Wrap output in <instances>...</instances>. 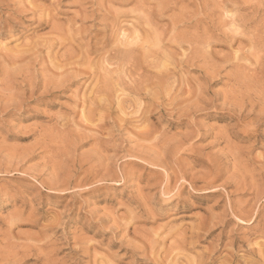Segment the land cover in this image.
Listing matches in <instances>:
<instances>
[{
  "label": "rangeland",
  "instance_id": "obj_1",
  "mask_svg": "<svg viewBox=\"0 0 264 264\" xmlns=\"http://www.w3.org/2000/svg\"><path fill=\"white\" fill-rule=\"evenodd\" d=\"M137 2L0 0V22H6L3 27L0 23V264H157L142 249H135L145 244L141 236L153 229L156 234L164 229L157 234L159 238L167 232L187 233L188 238L190 231L196 235L192 240L197 244L192 243V251L185 254L188 259L211 255L216 258L213 264H222L230 258L229 248H223L229 242L233 256L245 259L244 264H257L264 258V254H245L256 242L264 243V194L256 198L249 189L253 181H264L251 160L264 152V147L258 148L264 146V0ZM123 31L132 32L126 39H133V60L147 71L143 90L133 86L134 76H122V68L117 74L121 81L114 82V73L112 78L106 74V79L97 54L84 56L85 46L99 48L104 35L108 41L104 50L119 47ZM48 41L54 42L51 49L44 44ZM70 48L75 49L73 55L78 53L85 60L91 56L90 60L75 57L67 62L66 49ZM80 61L83 65H76ZM66 63L76 65L69 69L92 72L99 67L98 75L90 79L82 70L77 78L67 74L61 80L59 71ZM102 81H112L110 89L97 94ZM152 82L162 84L159 88ZM114 84L119 85L113 88ZM150 84V92L155 90L152 95ZM138 93L142 100L149 96L141 103L148 115L152 113L150 125L136 123L135 109L127 107V101L134 103ZM87 99L99 102L91 106L97 105L91 117L85 113ZM122 112L127 113L125 117ZM143 126L155 129L156 137L147 136L149 141L155 138L151 139L154 144L139 139ZM255 140L259 145L248 151ZM210 166L221 171V178L206 185ZM92 167L98 171L91 177ZM182 173L184 179L179 177ZM242 178L246 185L236 190L234 181ZM68 180L71 185L63 191L61 182L68 184ZM225 182L231 186H224ZM236 201L246 210L252 207L255 215L246 220L234 218L228 204ZM175 255L178 264H185Z\"/></svg>",
  "mask_w": 264,
  "mask_h": 264
},
{
  "label": "bare ground",
  "instance_id": "obj_2",
  "mask_svg": "<svg viewBox=\"0 0 264 264\" xmlns=\"http://www.w3.org/2000/svg\"><path fill=\"white\" fill-rule=\"evenodd\" d=\"M23 1V0H22ZM54 1V0H53ZM55 1H57V0H55ZM101 1V0H100ZM120 1V0H119ZM128 1H130V0H128ZM29 2V1H28ZM33 2V1H32ZM31 2V3H32ZM115 2V1H114ZM126 2V1H125ZM135 2H137V0H135ZM140 2V1H139ZM21 3V2H20ZM120 3H122V2H120ZM127 3V2H126ZM131 3V2H130ZM138 3V2H137ZM19 4V3H18ZM24 4V3H23ZM124 5V4H123ZM0 6H1V4H0ZM29 6H30V4H29ZM37 6V5H36ZM39 6V5H38ZM56 6H57V4H56ZM102 6V5H101ZM4 7V6H3ZM23 7H24V5H23ZM28 7V6H27ZM32 7H34V6H32ZM43 7V6H42ZM18 8V7H17ZM26 8V7H25ZM49 8V7H48ZM56 8V7H55ZM35 9H38V8H35ZM140 9H141V7H140ZM31 10V9H30ZM39 10V9H38ZM23 11V10H22ZM34 10H32V12H33ZM50 11V10H49ZM35 12V11H34ZM106 12H107V10H106ZM146 12V11H145ZM136 13V12H135ZM134 13V14H135ZM159 13V12H158ZM8 14V13H7ZM6 14V15H7ZM41 14H43V13H41ZM104 14V13H103ZM108 14V13H107ZM147 14V13H146ZM153 14V13H152ZM161 14V13H160ZM49 15V14H48ZM51 16L53 15V14H50ZM100 15V14H99ZM106 15V14H105ZM111 17H113V15L112 14H109ZM162 15V14H161ZM130 16V15H129ZM158 16V15H157ZM156 16V17H157ZM160 16V15H159ZM9 17V16H8ZM119 17V16H118ZM127 17V16H126ZM161 17V16H160ZM40 18V17H39ZM124 18V17H123ZM149 18H150V16H149ZM152 18V17H151ZM151 18H150V20H151ZM155 18V17H154ZM48 19V18H47ZM76 19V18H75ZM102 19H104V18H102ZM107 19V18H106ZM105 19V20H106ZM137 19V18H136ZM158 19V18H157ZM38 20V19H37ZM113 20H114V17H113ZM3 21V20H2ZM104 21V20H103ZM145 21H146V18H145ZM148 21V20H147ZM148 22H150V21H148ZM1 23V22H0ZM2 23H4V24H2ZM1 24H2V27H3V25H5V21L4 22H2ZM138 23H140V22H138ZM135 24V23H134ZM152 24H153V22H152ZM173 24V23H172ZM112 25V24H111ZM136 25V24H135ZM143 25V24H142ZM142 25H141V27H142ZM150 25H151V22H150ZM59 26V25H58ZM104 26H108V25H104ZM112 26H114V24L112 25ZM112 26H110V27H112ZM116 26V25H115ZM121 26H124V25H121ZM139 26V25H138ZM145 26H149V23L148 24H146L145 23ZM156 26V25H155ZM1 27V26H0ZM56 27V26H55ZM119 27H120V25H119ZM140 27V28H141ZM108 28L109 27H107V30H108ZM118 28V26H116V29ZM138 28V27H137ZM145 28V27H144ZM148 28V27H147ZM153 28H154V26H153ZM139 29V28H138ZM142 29V28H141ZM146 29V28H145ZM150 29V28H149ZM148 29V31H150ZM156 29V28H155ZM67 30V29H66ZM106 30V29H105ZM121 30H123L122 28H121ZM129 30H131V29H129ZM128 30V31H129ZM158 30V29H157ZM156 30V32L158 33V31ZM60 31V30H59ZM114 31V30H113ZM115 31H118V29L117 30H115ZM131 31H133V32H135L136 31V29H135V27H133V30H131ZM142 31V30H141ZM143 31H144V29H143ZM154 31V30H153ZM118 32H120V30L118 31ZM118 32H116V34L114 35V37L117 35V34H119ZM124 32L125 31H123L122 33H120L119 35H120V37H121V40H123V41H121L120 42V45H119V47L118 46H115L114 45V48L112 49L111 47H110V49L112 50V51H106V50H104V49H106V47H108L107 45H108V41L105 39V35L103 36V40L102 41H99V48H97V47H93L94 46V44H92L93 46H91V44L89 45H87V46H85V49H84V56L86 57H88V55H91V54H97V55H95L96 57H98V66L100 65V70H101V72L104 74V77L107 79V77H108V75L109 74H112V73H114V74H116V77L114 78V82H119V81H121V77L120 76H118L117 74L119 73L118 71H119V69L120 68H122L120 71L122 72V76H124L125 78H129L130 76H134L133 78V80H131V82H132V84H133V86L135 85L137 88H138V90L140 89V88H142L143 87V85L145 84V82L147 81V80H145V77H146V72L147 71H143V68H142V65H141V62H137V61H135V60H133V57H132V54H133V50L130 48V45L132 44V41H133V39L131 40V38L130 37H128L131 41H127V36H128V34H130V33H128V34H124ZM55 33H58V32H55ZM112 33V32H111ZM148 33H150V32H148ZM155 32H153V34H154ZM49 34V33H48ZM52 34H53V32L52 33H50V35H51V37H52ZM101 34V33H100ZM107 34V33H106ZM131 34H132V32H131ZM130 34V35H131ZM146 33H144V35H145ZM156 34V33H155ZM154 34V35H155ZM57 35V34H56ZM62 35V34H61ZM111 35V34H110ZM118 35V36H119ZM129 35V36H130ZM135 35V34H134ZM139 35V34H138ZM137 35V36H138ZM150 35V34H149ZM152 35V34H151ZM154 35H152V37L151 38H154ZM47 36V35H46ZM54 36V35H53ZM59 36V35H58ZM65 36V35H64ZM72 36H73V34H72ZM71 36V37H72ZM113 36V35H112ZM132 36H133V34H132ZM146 37H144L143 36V38H149L150 39V37H148V35H145ZM157 36V35H156ZM155 36V37H156ZM50 37V38H51ZM66 38V37H65ZM77 38V37H76ZM117 38V37H116ZM137 38H139V39H141L140 37H137ZM136 38V39H137ZM142 38V39H143ZM157 38V37H156ZM164 38H166L167 39V37H164ZM171 38V37H170ZM40 39V38H39ZM53 39V38H52ZM51 39V40H52ZM68 39H69V37H68ZM71 39V38H70ZM93 39H95V38H93ZM109 39V38H108ZM113 39V38H112ZM115 39V38H114ZM113 39V40H114ZM139 39H137V41L139 40ZM140 40V41H142L143 42V40ZM145 39V41H148V39L146 40ZM42 40V39H41ZM46 40V39H45ZM91 40V39H90ZM159 40V39H158ZM171 40V39H170ZM169 40V41H170ZM78 41V40H77ZM119 41V40H118ZM139 41V42H140ZM144 41V42H145ZM167 41H168V39H167ZM43 42V41H42ZM63 42H65L64 40H63ZM90 42H92V41H90ZM94 42V41H93ZM97 41L95 40V42L94 43H96ZM142 42H140V45L141 44H144V42L142 43ZM149 42V41H148ZM147 42V43H148ZM54 43V42H53ZM52 42H50V41H48V42H44V44L45 45H47V49H51L52 47H53V44ZM61 43V42H60ZM115 43H116V41H115ZM146 43V44H147ZM113 44V43H112ZM137 44V43H136ZM61 45V44H60ZM72 45V44H71ZM118 45V44H117ZM145 45V44H144ZM149 45V44H148ZM147 45V46H148ZM121 46L124 48V49H121ZM133 47H134V45H132ZM113 47V46H112ZM73 48H75L74 46H73ZM73 48H70L69 50L68 49H66L65 51H66V54H65V56L68 58V59H65V60H67V62H69L70 60H75L74 58L75 57H81V58H83L84 59V61H87L88 62V59L90 60V57L87 59V60H85L86 58L85 57H83V56H80L78 53L76 54V55H73V52H75L74 50L75 49H73ZM82 48V47H81ZM80 47L79 48H77L76 47V50L78 49V51H80V50H82ZM36 49V48H35ZM137 49V48H136ZM136 49H135V51H136ZM143 49V48H142ZM40 51V50H39ZM77 51V52H78ZM146 51V50H145ZM144 51V56H145V52ZM148 51V50H147ZM49 53V52H48ZM63 53V52H62ZM82 53V52H81ZM149 53V52H148ZM49 55V54H48ZM81 55H83V54H81ZM147 55V54H146ZM63 55H61V57H62ZM94 56V57H95ZM148 56V55H147ZM155 56H157V55H154V57ZM167 56H168V54H167ZM165 57V56H163V58L165 57L166 59L168 58V57ZM50 57V56H49ZM52 57V56H51ZM65 57V58H66ZM54 58V57H53ZM55 58H57V56H55ZM54 58V59H55ZM63 58V57H62ZM81 58H80V60H81ZM93 58V57H92ZM92 58H91V61H92ZM156 58V57H155ZM60 59V58H59ZM58 59V60H59ZM64 59V58H63ZM77 60H78V58H76ZM136 59V58H135ZM142 59V58H141ZM145 59V58H144ZM144 59H142L141 61H143ZM149 59V58H148ZM94 60V59H93ZM133 60V61H132ZM147 60V59H146ZM169 60V59H168ZM168 60H166V61H168ZM47 61V60H46ZM57 61V60H56ZM59 61H62L61 59L59 60ZM139 61H140V59H139ZM55 62V61H54ZM72 62V61H71ZM73 62H75V61H73ZM81 62V61H80ZM86 62V65H88L89 63H87ZM62 63H64L63 61H62ZM61 63V64H62ZM125 63H127L126 65H128V64H130V67H125ZM143 63V62H142ZM151 63V62H150ZM150 63H148V65L150 64ZM50 64V63H49ZM83 65V63L81 62L80 64H76V65H78V66H80V65ZM91 64V63H90ZM89 64V65H90ZM96 64V63H95ZM95 64H93V66L95 65ZM51 65V64H50ZM59 65H60V63H59ZM58 65V66H59ZM75 64L74 63H66V64H64L63 65V67L61 68V70L64 72V73H62L61 74V72L59 71V73L62 75H60L59 74V78H61V80L63 79L64 80V78H63V75H64V77L65 76H67V74L69 75L68 77H70V76H76L75 78H77V77H79L77 74H79V73H81V71L83 70V68L82 69H69V66H74ZM75 65V66H76ZM88 65V66H89ZM97 65V64H96ZM96 65H95V67H96ZM53 66H54V64H53ZM68 66V68L66 69V67ZM77 66V67H78ZM91 66V65H90ZM90 66H89V68H90ZM144 66V65H143ZM238 66V65H237ZM55 68H57L58 70H59V68H60V66H59V68L57 67V66H54ZM107 67H115L116 68V70L114 71H112L111 69L109 70ZM50 68H51V66H50ZM63 68H64V70H63ZM88 68V67H87ZM86 68V69H87ZM93 68V67H92ZM123 68H125V69H123ZM57 69H55V70H57ZM66 69V70H65ZM95 69V68H94ZM97 69H99V67H97ZM96 69V70H97ZM95 70V71H96ZM145 70V69H144ZM80 71V72H79ZM84 71V72H83ZM82 72L83 73H81V74H86V75H88L87 77H94L96 74L98 75V73H97V71H96V73H94V72H92V71H90V70H83ZM85 71H87V72H85ZM109 73V74H108ZM106 74H108V75H106ZM106 75V76H105ZM149 75V74H148ZM83 75H81V77H82ZM100 76V75H99ZM110 76H112V77H114V75L112 74V75H109V77ZM164 76V75H163ZM166 76V75H165ZM53 77H55V76H53ZM84 77H85V75H84ZM86 77V78H87ZM96 77V76H95ZM94 77V78H95ZM98 77V76H97ZM112 77H110V78H112ZM100 78V77H99ZM166 78V77H165ZM169 78V77H168ZM49 79V78H48ZM55 79V78H54ZM72 79V78H71ZM88 79V78H87ZM90 79H92V78H90ZM97 79V78H96ZM109 79V78H108ZM53 80V79H52ZM74 80V79H73ZM99 80V79H98ZM101 80V79H100ZM124 80V79H123ZM54 81V80H53ZM55 81H58V79L57 80H55ZM66 81H67V79H66ZM125 81V80H124ZM167 80H165V82H166ZM60 81H58V84H60L59 83ZM63 82V81H62ZM68 82V81H67ZM98 82V81H97ZM103 82V81H102ZM110 82V81H109ZM123 82V81H122ZM162 82V81H161ZM64 83V82H63ZM101 82H99L98 84H100ZM110 83H112V81L110 82ZM109 83V84H110ZM126 83V82H125ZM147 83V82H146ZM149 83V82H148ZM160 83V82H159ZM62 84V83H61ZM60 84V85H61ZM66 84V83H65ZM106 81H104L103 82V86L99 89L98 87H99V85H98V91H97V94H102L103 92H105V90L106 91H108L109 89H110V85H109ZM152 84V86H154L155 87V85L157 84H153V82L151 83ZM151 84L148 86V87H150L151 86ZM162 83H160V85H161ZM167 84H170L169 83V81H168V83ZM63 85V84H62ZM117 85H119V84H117ZM117 85H113V88H114V86H117ZM157 85H159V84H157ZM160 85H159V88H160ZM65 86V85H64ZM95 86H97V85H95ZM146 86H147V84H146ZM167 86V85H166ZM169 86V85H168ZM135 87V88H136ZM62 88V87H61ZM95 88V87H94ZM153 88V87H152ZM156 88H157V86H156ZM166 88V87H165ZM164 88V89H165ZM148 89V88H147ZM96 90V89H95ZM140 90H143V89H140ZM150 90H151V87L148 89V91L150 92ZM112 90H110V92H111ZM119 91V90H118ZM120 91H122V89H120ZM125 91V90H124ZM130 91V90H129ZM128 91V92H129ZM147 91V92H148ZM153 91V93H154V91L155 90H152ZM152 91L150 92L151 93V95H152ZM90 92H94V91H90ZM126 92V91H125ZM138 92H140V91H138ZM143 92V91H142ZM141 92V93H142ZM157 92V91H156ZM156 92H155V94H156ZM233 92V91H232ZM241 92V91H240ZM95 93V92H94ZM93 93V94H94ZM112 93H114V92H112ZM121 93H123V92H121ZM144 93H146L145 91H144ZM144 93H142V94H144ZM234 93V92H233ZM90 94V93H89ZM96 94V95H97ZM107 94V93H106ZM131 94V93H130ZM232 94V93H231ZM84 95V94H83ZM95 95V94H94ZM113 95V94H112ZM124 95V94H123ZM132 95H134V93L132 94ZM137 95V94H136ZM148 95V94H147ZM154 95V94H153ZM157 95V94H156ZM91 96V95H90ZM99 96V95H98ZM128 96V95H127ZM104 97H106V96H104ZM117 97V96H116ZM136 97V100H133V102L134 103H131V102H128L127 101V107L128 108H130V107H133V108H131V110L133 109L135 112H134V114H137V118L135 119V121H136V123H139V124H144V123H147V125H148V122H149V120H150V115L152 114H149L148 115V111L145 109H143V107H142V103H141V100L143 99L142 98V95L140 94V93H138V95L137 96H135ZM145 97V100H146V98L147 97H149V96H144ZM257 98L259 97V96H256ZM90 99H92L91 97H89ZM99 98H100V96H99ZM99 98H98V100H99ZM108 98V97H107ZM112 97H110L109 96V100L111 99ZM115 97H113V99H114ZM125 98V97H124ZM129 98V97H128ZM263 98V97H262ZM96 99V98H95ZM119 99V98H118ZM118 99H116V100H114V101H116V102H119V101H124V100H120L119 99V101H117ZM126 99V98H125ZM129 99H131V98H129ZM134 99V98H133ZM149 99V98H148ZM264 99V98H263ZM88 100V99H87ZM128 100V99H127ZM145 100H142V101H144V102H146ZM259 100V99H258ZM258 100H256V101H258ZM86 101V100H85ZM89 101V100H88ZM97 101V100H96ZM96 101H94V100H90L89 101V105L87 106V108H86V105H83V109L85 110V108H86V112L85 111H83V112H85V113H87V115H92L93 113H95L96 111H95V109H94V107L95 106H97V105H95L94 107H92L91 108V106H93L94 105V103L96 102ZM108 101V100H107ZM233 101V100H232ZM259 101H263V100H259ZM102 102H104V101H102ZM102 102H101V104H102ZM111 102H112V100H111ZM84 103V102H83ZM99 102L97 101L95 104H98ZM110 103V102H109ZM121 103H125V105H126V102H121ZM255 103V102H254ZM262 103H264V101L262 102ZM262 103H260L259 102V104H258V102H257V104H258V106L260 105V104H262ZM105 104V103H104ZM115 104V103H114ZM117 104V103H116ZM119 104H120V102H119ZM119 104H117V106L119 105ZM80 105V104H79ZM110 105H112L111 103H110ZM145 105V104H144ZM149 105V104H148ZM148 105H146V106H148ZM99 106V105H98ZM101 106H103V104L101 105ZM106 106H107V103H106ZM106 106L104 107V108H106ZM109 106V105H108ZM107 106V107H108ZM121 106V105H120ZM150 106V105H149ZM264 106V105H263ZM262 106V110L264 109V107ZM85 107V108H84ZM145 107V106H144ZM253 107V106H252ZM251 107V108H252ZM97 108V107H96ZM100 108V107H99ZM103 108V107H102ZM103 108V109H104ZM121 108H124V107H120V109ZM128 108H126L125 107V109L127 110ZM244 108V107H243ZM101 109V108H100ZM102 109V110H103ZM111 109H112V106H111ZM150 109H151V106H150ZM153 109V108H152ZM241 109V108H240ZM253 109V108H252ZM82 110V109H81ZM97 110V109H96ZM99 110V109H98ZM129 110V109H128ZM127 110V111H128ZM130 110V111H131ZM149 110V109H148ZM95 111V112H94ZM121 111H123L124 112V109L122 110L121 109ZM83 112H81L80 114H82ZM123 112H122V114H123ZM126 112V111H125ZM129 112V111H128ZM153 112V111H152ZM121 113V112H120ZM133 113V112H132ZM84 114V113H83ZM121 114V115H122ZM125 115L127 114V113H124ZM123 114V115H124ZM129 114V113H128ZM95 115V114H94ZM122 115V116H123ZM125 115H124V117H125ZM131 115V114H130ZM130 115H128V116H130ZM88 116V117H89ZM127 116V117H128ZM133 116V115H132ZM248 116H250V115H248ZM86 117V116H85ZM91 117V116H90ZM94 117V116H93ZM246 117V116H245ZM255 117V116H254ZM100 118V117H99ZM104 118V117H103ZM130 118V117H129ZM248 118V117H247ZM82 119H86V118H82ZM91 119V118H90ZM126 118H124V119H122L123 120V123L126 121L125 120ZM133 119V118H132ZM245 119V118H244ZM87 120V119H86ZM105 120V119H104ZM128 120V119H127ZM96 121V120H95ZM135 121H132V122H135ZM176 121V120H175ZM240 121V120H239ZM93 122V121H92ZM102 122V121H101ZM127 122V121H126ZM125 122V123H126ZM130 122H131V120H130ZM131 122V123H132ZM151 122V121H150ZM150 122H149V125H150ZM181 122V121H180ZM242 122V121H241ZM82 123H83V121H82ZM85 123V122H84ZM83 123V124H84ZM128 123L129 122H127L126 124H127V126H128ZM135 123V124H136ZM179 123V122H178ZM252 123V122H251ZM251 123H249V124H251ZM90 124V123H89ZM130 124V123H129ZM253 124V123H252ZM81 126V125H80ZM96 126V125H95ZM120 127H121V125H119ZM124 126H125V124H124ZM131 126V125H130ZM135 126H137V125H134V129H135ZM140 128V126H137V128ZM144 127V126H143ZM143 127L141 128V129H143ZM149 127V126H148ZM147 126L146 127H144L145 129H143V131L142 132H140V130H138L139 131V133L137 134L138 136H139V139L140 140H143V142H146V141H149V140H147V136L149 137V135H151V137H152V135H153V133H154V130H152L151 128H148ZM150 127H152V126H150ZM122 128V127H121ZM136 128V129H137ZM153 128V127H152ZM162 129H164V128H162ZM166 129V128H165ZM232 129V128H231ZM88 130H90V129H88ZM234 130V129H233ZM232 130V131H233ZM163 131V130H162ZM164 131H166V130H164ZM131 132V131H130ZM137 132V131H136ZM156 133V132H155ZM154 133V134H155ZM162 133V132H161ZM160 133V134H161ZM164 133V132H163ZM135 134V133H134ZM256 134V133H255ZM254 134V135H255ZM157 135H159V134H157ZM162 135V134H161ZM165 135V134H164ZM229 135H230V133H229ZM135 136H136V134H135ZM154 137H156L155 135H153ZM163 136V135H162ZM259 136V135H258ZM134 137V136H133ZM137 137V136H136ZM158 137V136H157ZM138 138V137H137ZM152 139V138H151ZM151 139H150V141L149 142H151ZM153 139H155V138H153ZM152 139V140H153ZM161 139V138H160ZM187 139V138H186ZM249 139V138H248ZM138 140V139H137ZM146 140V141H145ZM157 140V139H156ZM155 141V140H154ZM148 142V143H149ZM157 142V141H156ZM226 142V141H225ZM151 143H153V142H151ZM150 143V144H151ZM158 143V142H157ZM139 144V143H138ZM154 144V143H153ZM157 145V144H156ZM155 145V146H156ZM259 145V143H257V140H255V141H253L252 142V144L250 145V147L248 148V151H250L249 149H252L253 147H257ZM148 146H150V145H148ZM148 146H146L147 148H148ZM151 146H152V144H151ZM259 147H264V146H261V144L258 146V148ZM96 149H97V147H96ZM149 149H151L150 147H149ZM236 149V148H235ZM256 149V148H255ZM260 151V150H259ZM133 152V151H132ZM138 152V151H137ZM143 152V151H142ZM142 152H139V154L140 153H142ZM148 152V151H147ZM155 152V151H154ZM263 152V151H262ZM135 153V152H134ZM176 153V152H175ZM174 153V154H175ZM248 153H250V152H247V154ZM264 153V152H263ZM263 153H261L262 155L261 156H259L260 158L259 159H257L255 156H254V159L252 158L251 160H253L252 161V164L255 166V169H257L258 171L257 172H259L260 173V175L262 176V178H263V175H264V154ZM258 154V153H257ZM148 155V154H147ZM248 156V155H247ZM249 156H250V154H249ZM134 157H136V155H134ZM140 157V156H139ZM236 157V156H235ZM250 158V157H249ZM146 159V158H145ZM215 159V158H214ZM217 159V158H216ZM238 159V158H237ZM247 159V158H246ZM140 160V159H139ZM142 160V159H141ZM250 160V161H251ZM248 161V160H247ZM149 162V161H148ZM220 162V161H219ZM222 162V161H221ZM174 163V162H173ZM245 163V162H244ZM148 164V163H147ZM150 164V163H149ZM153 164V163H152ZM151 164V165H152ZM82 165V164H81ZM156 165H159V164H156ZM220 165H222V164H220ZM93 166V165H92ZM153 167V166H152ZM95 168H97V167H95ZM100 168V167H99ZM98 168V169H99ZM91 169V168H90ZM252 169V168H251ZM96 170V169H95ZM95 170H94V172H95ZM240 170V169H239ZM246 170V169H245ZM96 171H98V170H96ZM210 171H211V176H210V178H209V180L208 181H206L205 182V184L206 185H212V184H214L215 182H217L218 180H220V178H221V171L220 170H218L217 168H215V166H210ZM93 172V167H92V172H91V177H92V174H96L97 172H95L94 173ZM254 172V171H253ZM90 175L88 176L89 178H90ZM104 175V174H103ZM108 175H109V173H108ZM107 175V176H108ZM96 176V175H95ZM181 179H184V177H185V174L184 173H182V174H180V176H179ZM243 177V176H242ZM72 178V177H71ZM124 178V177H123ZM168 178V177H167ZM70 179V178H69ZM197 179V178H196ZM202 180V179H201ZM72 181V180H71ZM82 181V180H81ZM166 181V180H165ZM183 181V180H182ZM239 181L240 182H235L234 181V184H233V187H236V190H241V189H243L244 188V186L246 185V182H245V185L243 184V178H242V180L241 179H239ZM86 182V181H85ZM194 182V181H193ZM196 182V181H195ZM254 183H252L251 185H250V188L249 189H251V190H253L254 192H255V197L256 198H258V197H260V196H262V194H264V181H262L261 183H257V182H255V181H253ZM53 183V182H52ZM61 183H63L64 184V186L62 185V188L64 189L63 191H65L66 189H69V185H71L70 184V182H69V180H68V184H67V181H66V184L64 183V182H61ZM231 183V182H230ZM229 182H225L223 185L224 186H231V184H230ZM54 184V183H53ZM56 184V183H55ZM222 184V183H221ZM248 184V183H247ZM49 185V184H48ZM50 185H51V182H50ZM49 185V186H50ZM223 185H222V187H223ZM56 186H59V185H57L56 184ZM56 186H54V187H56ZM77 186V185H76ZM238 186V187H237ZM80 187V186H79ZM205 187V186H204ZM50 188V187H49ZM57 188V187H56ZM248 188V187H247ZM247 188H246V190H247ZM51 189H53V186H52V188ZM55 189V188H54ZM58 189V188H57ZM248 189V190H249ZM59 190V189H58ZM61 191V190H60ZM62 191V192H63ZM161 194H164V196L166 197V194L167 193H163V192H161ZM254 195V194H253ZM163 196V195H162ZM161 196V197H162ZM160 197V198H161ZM164 198V197H163ZM162 198V199H163ZM254 198V197H253ZM255 198V199H256ZM165 200V199H164ZM255 201V200H254ZM257 201H259L258 199H257ZM236 202H238V201H236ZM235 202V203H236ZM229 203V202H228ZM232 203V202H231ZM231 203H229L228 204V209H229V211H230V214L234 217V218H236V219H238V220H242V219H250V218H252L254 215H255V211H253L254 209H252V207H250L251 209L249 210V209H245V207H243L242 205H239L240 204V202H238V204L236 203H234V204H231ZM255 203H257L256 201H255ZM247 204H245V206H246ZM255 206V205H254ZM256 207V206H255ZM255 207H253V208H255ZM259 212V211H258ZM257 213V212H256ZM259 214V213H258ZM257 215V214H256ZM259 216H260V214H259ZM256 218V217H255ZM261 218V217H260ZM261 220V219H260ZM126 222V221H125ZM200 223V222H199ZM128 224V223H127ZM126 225V224H125ZM199 225V224H198ZM202 225V224H201ZM263 226V225H262ZM162 227V226H161ZM210 227H212V226H210ZM133 228V227H132ZM158 228V227H157ZM195 228V227H194ZM196 228H198V227H196ZM159 229L161 230V228H160V226H159ZM198 229H200L201 230V228H198ZM198 229H196V230H198ZM125 230V229H124ZM162 230H164V229H162ZM161 230V231H162ZM141 231V230H140ZM150 231V230H149ZM153 231H155L156 232V229L154 230L153 229ZM161 231H160V233H161ZM189 231V230H188ZM199 231V230H198ZM198 231H196V234H197V236H200V234L199 233H197ZM137 232V231H136ZM155 232H153V233H151L150 235L148 234V235H142L141 236V238L143 239V241H144V243L145 244H143V243H141L139 246H135L136 248L135 249H142V252H143V254H149V257H152V258H154V259H151V260H153V262L155 261V262H157V264H178V261H179V259H177V258H175L174 257V255L175 254H177L178 255V258H179V255L181 256V259L183 258L184 259V261H185V264H211L212 262H214V261H216L215 259L216 258H213V256H205V258L202 256H197V258H195V259H191V258H187L186 257V255L185 254H187V253H189V252H191L192 251V249H193V247L192 248H190L191 246H195V245H193V244H197V240H195V242H193V237L195 236L196 237V235H194V236H191L190 235V233H191V231H190V233L188 234L189 235V238L188 237H186V234H184V233H182V234H179L178 232H181V231H176L178 234L176 235V236H174V233L173 232H171V233H173V234H169L168 232H167V234H165V235H163V237H158L159 235H160V233H157V234H159L158 236H157V234L155 233ZM157 232H159V230H157ZM165 232V231H164ZM184 232V231H183ZM195 232V231H194ZM193 232V233H194ZM138 233V232H137ZM201 233V232H200ZM140 234V233H139ZM144 234V233H143ZM163 234V233H162ZM199 234V235H198ZM141 235V234H140ZM261 235H262V237L264 238V227H263V229H262V231H261ZM162 236V235H161ZM126 238V237H125ZM197 238H199V237H197ZM197 238H195V239H197ZM127 239V238H126ZM200 239V238H199ZM30 241V240H29ZM256 241V240H255ZM258 241V240H257ZM142 242V241H141ZM140 243V242H139ZM193 243V244H192ZM232 243L231 242H229L228 244H225L224 246L225 247H223V248H226V247H228L227 249H228V252H229V255H230V258L229 259H224V261L223 262H221L222 264H244V262H245V259H243L242 258V260L241 259H238V258H235V256H233V254H232V245H231ZM27 245H29V242L26 244V246ZM36 245V244H35ZM19 246V245H18ZM25 246V245H24ZM253 247H251V248H249L247 251H245V254H246V256H249L250 254L251 255H253V254H257V256L258 257H261V255L262 254H264V243H262V244H259V243H255V244H253L252 245ZM17 247V246H16ZM23 247V246H22ZM36 247V246H35ZM14 248V247H13ZM33 247H31V249H32ZM41 248H43V246L42 247H39V248H34L35 250H38V251H42L41 250ZM12 249V248H11ZM30 249V248H29ZM134 249V250H135ZM16 250V249H15ZM24 250H26V248L24 249ZM34 250V251H35ZM94 250V249H93ZM220 250V249H219ZM22 251V250H21ZM29 251V250H28ZM27 250L25 251V252H28ZM31 251H33V250H31ZM140 251V250H139ZM12 252V251H11ZM19 252V251H18ZM37 252V251H36ZM23 253V252H22ZM29 253V252H28ZM38 253V252H37ZM202 253H203V251H202ZM221 253V252H220ZM227 253V252H226ZM40 254V253H39ZM174 254V255H173ZM241 254H243V253H241ZM15 255H18V254H15ZM38 255V254H37ZM45 256V255H44ZM176 256V255H175ZM91 257V256H90ZM196 257V256H195ZM262 257H263V255H262ZM261 257V259H262V261H258V263L257 264H264V258H262ZM204 258V259H203ZM45 259L47 260V258L45 257ZM191 259V260H190ZM47 262H48V260H47ZM46 262V263H47ZM154 262V263H155ZM245 263H247V262H245ZM47 264H50V263H47ZM101 264V263H100ZM125 264V263H124ZM156 264V263H155ZM181 264V263H180ZM183 264V263H182ZM213 264V263H212Z\"/></svg>",
  "mask_w": 264,
  "mask_h": 264
}]
</instances>
